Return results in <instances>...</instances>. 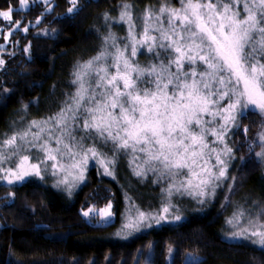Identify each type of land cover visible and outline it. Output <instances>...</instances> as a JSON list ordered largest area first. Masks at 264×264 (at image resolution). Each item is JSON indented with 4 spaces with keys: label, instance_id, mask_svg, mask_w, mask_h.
I'll use <instances>...</instances> for the list:
<instances>
[{
    "label": "snow or ice",
    "instance_id": "obj_1",
    "mask_svg": "<svg viewBox=\"0 0 264 264\" xmlns=\"http://www.w3.org/2000/svg\"><path fill=\"white\" fill-rule=\"evenodd\" d=\"M18 2L20 7L28 4ZM69 3L68 13L81 10L78 0ZM179 4L176 8L162 0L158 9L146 8L136 18L139 32L131 5L121 4L118 20L127 25V36L119 38L112 31L102 35L98 54L73 71L75 91L59 111L27 121L0 139V180L12 184L32 176L43 179V171L62 176L57 186L71 191L75 181L84 179L89 158L113 175L109 166L116 157L129 155L134 175L143 178L151 172L154 182H169L166 202L156 212L135 209L128 216L122 231L129 234L152 227L153 221L181 220L171 203L173 193L194 195L201 204L203 198L214 197L218 182L229 178L231 134L236 129L247 133L241 119L248 112L264 116V0ZM13 10H0V17L20 28L22 22L12 20ZM141 51L155 62L141 67L135 61ZM4 63L0 59V66ZM261 128V151L255 156L264 161V124ZM77 130L83 135L77 137ZM85 140L92 143L85 146ZM97 141L111 146V157L96 147ZM32 149L33 156L24 154ZM140 156L144 158L137 163ZM253 207L256 211L239 206L227 221L233 228L230 238L264 247V204L254 202ZM90 213L105 222L113 216L112 204L99 211L89 208L83 215Z\"/></svg>",
    "mask_w": 264,
    "mask_h": 264
},
{
    "label": "trees",
    "instance_id": "obj_2",
    "mask_svg": "<svg viewBox=\"0 0 264 264\" xmlns=\"http://www.w3.org/2000/svg\"><path fill=\"white\" fill-rule=\"evenodd\" d=\"M168 1L179 3V0ZM80 2L81 10L72 15L66 14L69 0H54L49 14L40 3L28 11L15 12L23 27L41 17L39 27H49L52 34H38L39 28L30 26L27 32L20 30L13 35V44L17 45L9 50L8 61L0 70V139L9 133L19 114L27 116L34 112V117L42 120L59 111L66 96L75 91L71 83L73 71L77 64L98 54L102 35L112 31L119 38L127 36V25L118 20L121 4L131 5L137 18L146 8L161 5L162 0ZM17 4L18 0H0V9ZM105 16L112 19L106 21ZM135 61L141 67L155 62L148 53H141ZM239 133L244 134L242 129ZM242 144L230 138V146L238 158L237 145ZM126 159L125 154L116 157L113 178L91 169L88 181L73 194L42 180L29 179L13 186L0 180V264H78L83 256H125L149 244L157 245L156 264H166L164 246L171 244L180 251L184 242L190 246L186 249L203 257L189 264L264 263L263 249L223 239L229 214L218 202L214 206L205 202L191 207L187 194H180L178 199L171 197V203L180 208L181 221L162 225L153 222L152 227L131 234L122 231L128 214L135 209L156 212L166 202L162 194L168 186L167 180L154 182L153 174L146 179L134 175ZM262 172L261 168L247 176L245 172L244 182L239 184L242 195L252 194L255 196L251 197L264 202ZM11 193L15 194L13 198ZM112 199L116 206L114 222L98 224L94 218L83 215L94 206L105 207ZM149 203L152 207L146 205ZM191 238L202 240L191 244Z\"/></svg>",
    "mask_w": 264,
    "mask_h": 264
},
{
    "label": "rangeland",
    "instance_id": "obj_3",
    "mask_svg": "<svg viewBox=\"0 0 264 264\" xmlns=\"http://www.w3.org/2000/svg\"><path fill=\"white\" fill-rule=\"evenodd\" d=\"M80 1L81 0H78L79 7H81V5H82ZM168 2L171 4L172 7L178 8L180 6L179 3L178 4H172L171 1H168ZM38 3L45 6V13L50 12L54 6V0H48L47 3H44V0H28V4L24 7H20L19 2H18L17 5H11L14 9L13 13H12V20L13 21H20L19 19L15 18V15H16L15 12L16 11H28V10L32 9L34 6H36ZM71 6L72 5L70 4V7ZM159 7H160V5L155 7V8H152V9H158ZM7 8L0 9V10H7ZM74 13H76V12H74ZM74 13H68V11H67L66 14L72 15ZM132 14H133V19L136 20V25H137L136 30H137V32H139L140 22H137V19L135 17L134 12H132ZM40 23H42L41 17L38 20H36L35 22L29 23L28 27L36 26L39 28L37 30L38 34H42L44 36L51 35L52 30L49 27H47V28L46 27H39V26H41ZM22 25H23V22L21 23V27L17 28L14 23L10 24V22L8 20H5L3 17H0V59H3L5 61V63L2 66H0V70H2L5 67V64L8 61L6 59V57H7V54L9 53V50L14 49L17 45L16 42L13 44L14 33H16L17 31L23 30V28L26 27V26L23 27ZM28 27H26V28H28ZM9 33H11V35H9ZM26 46L24 49L25 51L27 50ZM141 53H146V52H143V51L139 52L137 57ZM14 54H15V52L13 53V55ZM200 70H202V69H200ZM22 117H23V120L21 119ZM33 119L38 120V121L41 120V118H35L34 117V112L28 114L27 116L22 115V114L17 115L15 122L9 128L11 130L9 131V133L6 132V134L3 135V139L5 138V136L9 135L12 131H14V128L20 129L27 121H30ZM245 124H246V126H245ZM262 124H264V116H262L261 114H259L257 112H248L246 114V118L241 119V125L243 128H247V133H244L241 135L239 133L240 129H236L231 134V138L232 137L235 138L237 140V142H240V141L243 142L242 145H237V146H239V151H237V154H239V158L234 156V158L229 162V167H228V171H227V176L229 178L228 179H222L218 182L219 187H217L215 190V196L211 197V198H203V199L207 203L210 202L211 205H213V206L216 202H218L219 206H221V209L225 210L229 214L228 217L226 218L227 230H224L223 236H222L225 241H228L230 243L248 244L250 246H253V247L255 246L257 248L264 250V247L252 244L248 240L240 239V238H236V239L230 238V233L233 230V228L231 225H229L227 223V221L233 217V213L238 210L239 206H243V208L245 210L251 209L252 211H256V209L253 207L254 202H260L261 204H264V202L262 200H258L256 198L251 197V196H255V195H252V194H251V196L242 195L241 194L242 189L239 187V184H242L244 182L243 177H245V172H246V176H247L248 174H252L251 172L255 173L258 169L261 168V171L263 170L262 175L264 178V161H262L261 159H259L255 156L256 152L261 151V142H260L258 137H259L260 131L262 130V128H261ZM74 134L77 137L83 135V133L79 130H77ZM209 139H211V138H209ZM91 143H92V141H89V140L84 141L85 146H89ZM52 147H55L54 143L52 144ZM96 147L102 153L106 154L107 157L112 156V153L110 151V147H111L110 145L105 147V146H102L97 141ZM250 147H251V151H250ZM35 152H36V149H32L31 153H24V154H28L30 156H33L35 154ZM126 157H127L126 160L128 162V165H130L129 161L131 160V157L129 155H126ZM143 158H144L143 156H140V159L137 160V163H140L143 160ZM222 158H224V157H222ZM30 162L34 163L36 161L34 159H32V160H30ZM63 162L65 164L70 163V161L67 159H65ZM213 163H214V159H213ZM234 163H236L235 167H234ZM118 164H120L119 161H118ZM252 166H254V167H252ZM4 167H11V165L5 164ZM109 167H110V170L113 172V175L105 174L104 168L100 164H98L96 162V160L89 158L88 163H87L86 168H85V172H84V179L82 181H75L73 187L71 188V191H69L66 188V186H64V185L57 186V180L61 179L62 176H53L50 173H45L43 171H42L43 179H41L40 177L32 176V177L26 178L25 181H27L29 179H36L39 181L42 180V181H45V182L52 184L56 188H59L61 190L66 191L68 194H73L74 192H76L81 186H83L88 181L90 170L93 168H95L97 173H99L103 177L105 176L107 178H113L115 175V170L113 168V165H110ZM213 171H215V169H213ZM151 174L152 173L149 172L147 174V176H145L143 178L146 179ZM232 177H234L235 179H231ZM3 181L5 183H7V181H5V180H3ZM25 181L15 182L12 184L7 183V184H9L10 186H13L16 184H21ZM69 181L72 182L71 176H69ZM166 182H168V181H166ZM168 184H169V182L167 183V185ZM165 196L166 195H165V192L163 190L162 199H164ZM11 197L13 198V195H11ZM172 197L178 199V197H180V194L173 193ZM199 199H201V198H197L194 195L189 196V205L191 207L196 206V204L199 203L198 202ZM110 203L112 204L113 216L109 220H107L105 222H97L96 214H94V213H90L88 218H94L95 223H98V224H107V223H110L111 221L114 222L116 219L115 200L112 199V201ZM146 205H148L149 207H152V203H149ZM94 208H96L97 211L102 209V208H97L95 206H94ZM177 209H180V208L177 207ZM140 211H143V210H140ZM130 214H133V213L130 212L128 214V216ZM176 214L181 215L179 211ZM261 219L264 220V217H262ZM181 220H179V221H181ZM179 221L172 220L170 217L169 220L163 221L159 225L166 224V223H172V222H173L172 224H174V223H177ZM153 224H155V223H153ZM155 225H157V224H155ZM198 239L202 240V238H198ZM198 239L192 240V238H191V244H196ZM186 243L187 242L181 243L180 251H179V248L177 249L176 247H174L171 244H167L166 246H164V251H165V258L163 259L164 263H166V264H189V263H194V262L200 261L203 257L198 255L197 253L191 252L189 249H186V247L187 248L190 247L189 245H185ZM169 248H171L173 250L171 253L169 252ZM142 250H143V252H142ZM157 250H158L157 245L149 244V245H146L144 247V249L138 248L137 250H134V251L126 254L125 256H123V255H112V254H103L100 256H83L79 260L78 264H156L157 257H155V251H157Z\"/></svg>",
    "mask_w": 264,
    "mask_h": 264
}]
</instances>
